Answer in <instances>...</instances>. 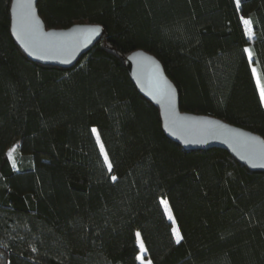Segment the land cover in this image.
Returning a JSON list of instances; mask_svg holds the SVG:
<instances>
[{
    "label": "trees",
    "instance_id": "obj_1",
    "mask_svg": "<svg viewBox=\"0 0 264 264\" xmlns=\"http://www.w3.org/2000/svg\"><path fill=\"white\" fill-rule=\"evenodd\" d=\"M11 2L0 0V264H142L139 236L151 264H264V171L168 137L126 67L134 50L152 53L182 111L264 138V0H39L47 28L103 26L69 68L23 52Z\"/></svg>",
    "mask_w": 264,
    "mask_h": 264
},
{
    "label": "water",
    "instance_id": "obj_2",
    "mask_svg": "<svg viewBox=\"0 0 264 264\" xmlns=\"http://www.w3.org/2000/svg\"><path fill=\"white\" fill-rule=\"evenodd\" d=\"M39 0H12L11 33L23 52L46 65L69 68L88 52L104 33L96 23L47 28L39 14ZM128 73L137 89L160 110L163 130L188 150L215 147L229 151L253 171H264V138L218 117L182 111L177 86L162 62L137 49L126 57Z\"/></svg>",
    "mask_w": 264,
    "mask_h": 264
},
{
    "label": "rangeland",
    "instance_id": "obj_3",
    "mask_svg": "<svg viewBox=\"0 0 264 264\" xmlns=\"http://www.w3.org/2000/svg\"><path fill=\"white\" fill-rule=\"evenodd\" d=\"M245 21H249V19L248 18H246V17H243V22H244V26H245V29H246V33H247V36H248V38H249V40L250 41H253L254 40V36H255V34H254V32H253V29H252V27H251V24L249 25V24H246L245 23ZM249 30H250V32H251V35H249ZM253 69H254V73H255V77H256V79H257V82H258V80H259V76H258V73H257V70H256V67H253ZM259 86H260V92H261V85H260V80H259ZM264 100V99H263ZM94 133H95V136H96V138H97V141H98V143H99V146H100V148H101V151H102V153H103V156H104V158H105V154H106V152H105V149H104V147H103V144H102V142H101V139H100V137H99V134H98V132H97V129H94ZM16 148H17V145H14L10 150H9V156L11 157V160L15 163L16 162V160H17V151H16ZM103 149V150H102ZM107 158H108V156H107ZM108 162H109V159H108ZM108 162H107V164H108ZM162 204H163V206H164V209H165V212H166V214H167V216H168V218L172 221V223H173V232H174V235H175V237H176V239L178 240V238H179V240L182 238V236H181V233H180V230H179V227H178V225H177V223H176V221H175V218H174V216H173V213H172V210H171V208H170V205H169V203H168V201L166 200V199H162ZM171 217V218H170ZM178 234H179V236H178ZM138 241H139V244H140V246H141V242L143 243V241H142V238L139 236L138 237ZM143 247H144V249H145V246H144V243H143ZM141 248V247H140ZM146 251H142V249H140V255H139V258H140V260H141V256H142V258H143V263H146L147 261H148V259H147V257H146V255L144 254ZM147 254V253H146ZM141 262H142V260H141Z\"/></svg>",
    "mask_w": 264,
    "mask_h": 264
},
{
    "label": "snow or ice",
    "instance_id": "obj_4",
    "mask_svg": "<svg viewBox=\"0 0 264 264\" xmlns=\"http://www.w3.org/2000/svg\"><path fill=\"white\" fill-rule=\"evenodd\" d=\"M236 2H237V5H239L240 0H236ZM245 23L250 25L251 24V21H245ZM249 35H251L250 30H249ZM246 51H249V55L251 57L250 50H246ZM258 83H259V80H258ZM261 98L264 99V87L261 88ZM105 161L108 162L107 154H105ZM108 168H109V170H111V168H112V165H111L110 162H108ZM113 179H115V177H113ZM137 235H139V234H137ZM178 236H179V234H178ZM177 242L179 243V238H178ZM141 249H142V251H146V249H144V247H143V243L142 242H141ZM141 260H142V264H143V258H142V256H141ZM148 264H151V262L149 261Z\"/></svg>",
    "mask_w": 264,
    "mask_h": 264
},
{
    "label": "crops",
    "instance_id": "obj_5",
    "mask_svg": "<svg viewBox=\"0 0 264 264\" xmlns=\"http://www.w3.org/2000/svg\"><path fill=\"white\" fill-rule=\"evenodd\" d=\"M138 244H139V241H138ZM139 247H141L140 244H139ZM140 249H141V248H140ZM146 253H147V252H145L144 254L146 255ZM147 259H148V261H147L146 263H144V264H148L149 261L151 262V260H150L149 258H147Z\"/></svg>",
    "mask_w": 264,
    "mask_h": 264
}]
</instances>
